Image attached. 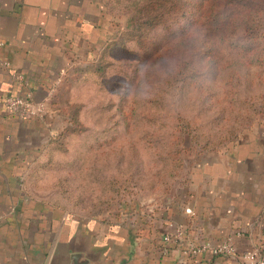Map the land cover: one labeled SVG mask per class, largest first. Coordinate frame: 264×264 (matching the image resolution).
Segmentation results:
<instances>
[{
    "label": "rangeland",
    "instance_id": "374dc122",
    "mask_svg": "<svg viewBox=\"0 0 264 264\" xmlns=\"http://www.w3.org/2000/svg\"><path fill=\"white\" fill-rule=\"evenodd\" d=\"M100 1L112 47L61 84L71 130L27 183L84 220L164 202L192 155L264 119V0ZM244 8L255 10L246 30Z\"/></svg>",
    "mask_w": 264,
    "mask_h": 264
},
{
    "label": "crops",
    "instance_id": "0c3cea01",
    "mask_svg": "<svg viewBox=\"0 0 264 264\" xmlns=\"http://www.w3.org/2000/svg\"><path fill=\"white\" fill-rule=\"evenodd\" d=\"M102 6L0 0V264H69L74 252L90 264H239L264 243V119L192 155L187 181L130 217L84 220L29 195L33 166L70 124L55 95L112 41ZM28 94L48 98L44 119L7 110L6 96ZM228 240L234 254L213 252Z\"/></svg>",
    "mask_w": 264,
    "mask_h": 264
},
{
    "label": "built area",
    "instance_id": "2783aa9c",
    "mask_svg": "<svg viewBox=\"0 0 264 264\" xmlns=\"http://www.w3.org/2000/svg\"><path fill=\"white\" fill-rule=\"evenodd\" d=\"M48 98L35 100L31 94L27 96H6L5 105L7 110L20 118H40L44 119L49 113ZM190 212V209H187ZM171 235L165 237V241L170 242ZM264 244L255 245L243 254L239 264H264L263 255ZM216 254H234L235 248L230 240L224 241L213 249ZM167 253V250H165Z\"/></svg>",
    "mask_w": 264,
    "mask_h": 264
},
{
    "label": "trees",
    "instance_id": "16d2710c",
    "mask_svg": "<svg viewBox=\"0 0 264 264\" xmlns=\"http://www.w3.org/2000/svg\"><path fill=\"white\" fill-rule=\"evenodd\" d=\"M245 1H247V0H245ZM203 2L204 3H207L208 2V0H203ZM246 8H244V13H243V16H242V18H241V23H242V25H243V27H244V29L246 30V29H248V28H250V26H251V23L253 22V17H254V15H255V10H253L252 8H250V9H248L247 11L245 10ZM257 10V9H256ZM262 10H260V11H258V12H261ZM112 44L113 43H109V45L107 46V48L109 49V47H112ZM106 48V49H107ZM106 49L101 53V56H103V54L105 53V51H106ZM110 50V49H109ZM100 56V57H101ZM53 103V102H52ZM69 122H70V124L72 125V121H70L69 120ZM70 124H69V126H68V128L60 135V136H58V138L57 139H55V140H53V142L51 143V145H53V144H56L57 142H59L60 140H61V138H63V136H64V133L65 132H67L68 130H71L70 128H71V126H70ZM66 134V133H65ZM233 141V140H232ZM230 142V141H229ZM228 142V143H229ZM227 144V143H226ZM50 145V146H51ZM223 145H225V144H223ZM222 145V146H223ZM49 146V147H50ZM222 146H219V147H222ZM219 147H216V148H210V149H205V150H211V149H217V148H219ZM49 149V148H48ZM45 161H48L49 160V153H48V151H47V153H46V156H45ZM37 164V163H36ZM39 167H41L39 164H37V165H35V166H33V168L34 169H36V168H39ZM32 171V170H31ZM264 244V243H263ZM263 255H264V249H263Z\"/></svg>",
    "mask_w": 264,
    "mask_h": 264
},
{
    "label": "water",
    "instance_id": "95a60500",
    "mask_svg": "<svg viewBox=\"0 0 264 264\" xmlns=\"http://www.w3.org/2000/svg\"><path fill=\"white\" fill-rule=\"evenodd\" d=\"M69 264H90L88 259H83V253L74 252Z\"/></svg>",
    "mask_w": 264,
    "mask_h": 264
}]
</instances>
